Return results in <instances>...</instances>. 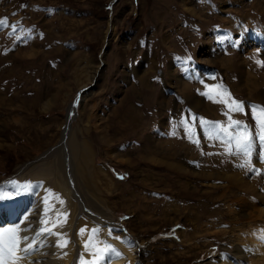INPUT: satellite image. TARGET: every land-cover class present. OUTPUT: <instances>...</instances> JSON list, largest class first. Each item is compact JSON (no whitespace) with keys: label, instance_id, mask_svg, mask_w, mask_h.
Returning <instances> with one entry per match:
<instances>
[{"label":"rangeland","instance_id":"374dc122","mask_svg":"<svg viewBox=\"0 0 264 264\" xmlns=\"http://www.w3.org/2000/svg\"><path fill=\"white\" fill-rule=\"evenodd\" d=\"M5 18L0 182L27 169L0 220L33 208L28 238L50 249L40 205L67 203L68 239L80 202L83 238H132L140 264H212L220 249L264 264V0H0ZM68 130L82 149L70 180ZM74 177L89 206L73 204Z\"/></svg>","mask_w":264,"mask_h":264},{"label":"bare ground","instance_id":"6f19581e","mask_svg":"<svg viewBox=\"0 0 264 264\" xmlns=\"http://www.w3.org/2000/svg\"><path fill=\"white\" fill-rule=\"evenodd\" d=\"M68 129H69V127H68ZM70 136H71V133L68 130L66 132V142H65V144L62 143V145L60 147V148L65 149V152H64L65 157H64L63 164H64V172L66 174L65 176L67 179L70 176L68 177V173H67L68 171L66 170L67 168H65V167L68 164V167L70 168V170L72 172L71 174L73 176L74 175L76 176L77 175L76 174L77 173L76 167L72 166V165H74L72 156L74 157V155L76 153L82 154L81 147L74 145L72 143V141H70V139H71ZM67 147H68V149H67ZM22 169L25 170L27 168H24V166H23V168H21L17 174L10 176V177L4 179L2 182H0V196H4V195L9 196V195H11L12 191L17 190V188L19 187L20 182H21V181H19L20 180L19 178H22V174H23ZM14 176L15 177L19 176V177L15 178ZM74 178H76V177H74ZM68 180H70V179H68ZM71 180H72V178H71ZM68 184H69V182H67V184H66L68 186L67 187L68 191H69L68 194L71 196H72L71 193L74 194L72 196V199L74 200L73 204H75V202H78L79 201L78 199L81 198L82 202L86 203V206H87V204L89 206V204L91 203L90 201H92V200H89L90 203H88V200H87L88 198L85 195L87 192H85L86 190L83 189L80 185V184H82V180H80V178H79V180L77 178L74 179L71 182V187L73 189L70 187V184L69 185ZM42 185H39V184H36V186L34 185V188L36 189L37 192H39V193L43 192L44 186L42 187ZM25 191H27V190H25ZM45 191H46V189H45ZM46 192H48V191H46ZM17 193H18V191H17ZM17 193L15 195H17ZM43 193H45V192H43ZM26 197H28V195ZM30 198H29V200H30ZM35 198H34V200H35ZM7 199H9V197ZM42 199H43V197H42ZM12 200H13V198H12ZM30 202H32V201H30ZM33 203H34V201H33ZM45 203L48 206H46L45 204H41L40 208H39L40 211H43L42 216L39 214H37V215H39V217L42 220L41 221L42 226H44L46 224V227H47V229H50V232H44L45 235H47V233H48L47 238H40L39 237L40 239H43L40 241V243L42 246L43 244H46L49 242H50V244L55 242V246L54 247L49 246V248L51 250L47 248V249H43V250L38 251V249H35L33 247L30 250V252H28V253H25L23 251V249L29 243H32L33 246H35V244H36V242H34L35 237L33 240L28 238L27 241L22 239V237H24V236L28 237V233L30 232L28 230V224L33 221V218L35 216L34 213L36 212V210H33V208L32 209L29 208V210H27L28 208H25L23 213H15L13 215L7 216L3 220H0V229H7V228L14 227L16 225H19V227H20V232L18 233L19 237H21L19 247L13 252L11 258L6 259V264H82L83 262L85 264H140L143 261L142 248H139V249L136 248L135 243L131 240L132 238L129 239V238L124 237V238H113V239H111V237L107 238L106 236H103L104 238L103 237L100 238L101 234H105V232H107V231L102 232V229L100 230L99 226H98L99 227L98 229H97V226L96 227L94 226V227H91L89 229V231H87L88 232L87 235L88 236L90 235V238H83V236L81 235V232H80L82 230L81 227L84 226L82 224L81 219H79L80 215L83 213L82 204L80 202H78L80 204V206H79L80 210L77 212V214L74 215V213H73L74 211H71V213H73V216L70 214V216H72V220H73L72 227L70 228V229H73V231H72L73 235H71L72 236L71 238H68V239L64 238L63 237L64 235L62 234V230H63L62 226L63 225L61 223H58V221L59 220L61 221L62 218L58 219L57 213L59 212L60 215L62 213L61 216H63V213L68 212L69 206H67V203L66 204L64 203V205L63 204L60 205V208H54L50 202L47 201ZM75 205H77V204H75ZM259 213H260V216H264V210L263 209H260ZM66 214H68V213H66ZM45 221H46V223H45ZM93 229L98 230V232L97 231L93 232ZM84 237H85V235H84ZM40 239H38V240H40ZM107 239H108L109 243L107 242ZM37 243H39V242H37ZM61 245H64V246L61 247ZM106 245H111L113 249H115L116 246H119L122 250V253H119V255H116V253H118L116 249L114 252L100 251L101 249H105ZM36 248H38V247H36ZM221 250L222 249H220V253L217 254V256L215 258H212V261H215V263H212V264H234V262H231L232 255L228 254L227 252H222ZM248 251L251 254V251L250 250H248ZM44 252H47V253H44ZM102 252H106V254H108V259L106 262L103 258H101L103 255ZM121 254H122V256H124V255L126 256L125 261H123L124 258L121 257ZM240 256H243V255H240ZM16 257H22V258L16 259ZM205 264H207V263H205Z\"/></svg>","mask_w":264,"mask_h":264},{"label":"snow or ice","instance_id":"6c2138e0","mask_svg":"<svg viewBox=\"0 0 264 264\" xmlns=\"http://www.w3.org/2000/svg\"><path fill=\"white\" fill-rule=\"evenodd\" d=\"M7 18H5L4 20H0V27H7ZM13 28V30H15L16 26L12 25L11 26ZM224 103H227L226 100L223 101ZM229 109L240 112L243 110L242 104L239 102H236L235 100L232 101L231 104L228 105ZM258 109V114L256 115V119L259 120L261 122L262 127H264V108H260L259 106H255L254 107V111H256ZM233 125H237L239 124L238 121H232ZM262 139H264V136L261 137ZM242 140H247V137H237L236 139V144L237 147L241 146V142ZM2 198V197H0ZM62 202V201H61ZM46 223V221H45ZM50 232V229L47 228H42L40 230L39 234H42L43 232ZM84 230L82 229L81 232H83ZM96 229H93V232H96ZM20 232V227L19 225H16L14 227L11 228H7V229H0V264H6V259L7 258H11L13 252L19 247V243H20V239L21 237H19L18 233ZM23 240L27 241L28 237L24 236L22 237ZM64 245H61V247H63ZM33 248V244L29 243L24 249L23 251L25 253L30 252V250ZM100 251H110V252H114L115 249L112 248L111 245H106L105 249H101ZM116 255H119V253H116ZM22 257H16V259H20ZM103 258V257H101Z\"/></svg>","mask_w":264,"mask_h":264}]
</instances>
